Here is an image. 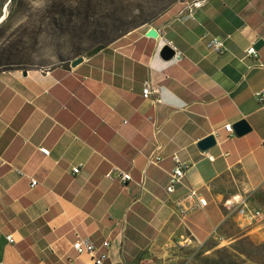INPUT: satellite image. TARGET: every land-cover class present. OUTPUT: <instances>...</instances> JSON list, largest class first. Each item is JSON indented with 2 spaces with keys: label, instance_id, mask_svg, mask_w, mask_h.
<instances>
[{
  "label": "crops",
  "instance_id": "1",
  "mask_svg": "<svg viewBox=\"0 0 264 264\" xmlns=\"http://www.w3.org/2000/svg\"><path fill=\"white\" fill-rule=\"evenodd\" d=\"M192 1L75 65L0 69L2 264H95L73 248L78 237L94 243L96 257L107 254L104 264H194V247L204 255L264 245V103L255 97L264 86V0H202L182 19ZM214 36L225 41L221 54ZM166 40L179 61L161 56ZM251 44L258 58L246 54ZM146 80L155 87L148 98ZM241 119L251 127L242 134ZM214 133L216 144L203 149ZM174 154L191 166L170 193ZM158 155L159 166L149 163ZM113 166L132 179L107 177ZM189 188L207 204L183 216L177 202ZM244 205L263 217L242 215ZM251 252L243 251L249 262Z\"/></svg>",
  "mask_w": 264,
  "mask_h": 264
},
{
  "label": "rangeland",
  "instance_id": "2",
  "mask_svg": "<svg viewBox=\"0 0 264 264\" xmlns=\"http://www.w3.org/2000/svg\"><path fill=\"white\" fill-rule=\"evenodd\" d=\"M179 1L0 0V19L7 12L0 22V69L52 67L88 56ZM201 253L202 247L193 248L194 264H264L261 244Z\"/></svg>",
  "mask_w": 264,
  "mask_h": 264
},
{
  "label": "built area",
  "instance_id": "3",
  "mask_svg": "<svg viewBox=\"0 0 264 264\" xmlns=\"http://www.w3.org/2000/svg\"><path fill=\"white\" fill-rule=\"evenodd\" d=\"M202 2H203L202 0H193L190 3H187V7H186L185 11H183L182 14L180 15L181 18L182 19L194 18L195 10L197 7L202 5ZM165 44H168L174 48V50L176 52H175V55L173 56V58H175L176 60L179 61L182 58V54L177 51V47L171 41H168V40H166ZM210 46L214 52L220 53V54L223 53L226 49L225 41L218 36H214L211 39ZM246 54L248 56H251L254 58H258V56H259L258 49L256 48V46L254 44H251L246 49ZM261 65L263 66L264 64H261ZM154 91H155V87L153 86L152 82L150 80H146L144 82V87H143L144 97H146V98L150 97L154 93ZM255 97H256L257 101L261 105H263V103H264V86L255 92ZM223 128L229 135L234 133V124L231 122L226 123ZM213 135L215 137H217V136H219V133H214ZM39 151L46 156L50 155V153H51L50 148H48L46 146H41L39 148ZM205 153L209 159L213 160L215 158L208 151H205ZM173 159L175 161V166L169 173V183L166 187L167 191L170 193H172L176 190L177 185L182 182V179L184 178V176L186 174V170L191 166V164L189 162L182 161L177 154L173 155ZM161 160H162V157L160 155H158L155 157H150L149 163L159 166ZM81 168H82L81 164L76 165L73 167L72 172L74 174H77L81 171ZM20 172H21V174H25L22 171H20ZM114 173H117V175L125 183L132 179V175L130 172L122 171L117 166H113L110 169V171L107 173V177L113 178ZM30 181H31L32 187H34L38 184V180L33 178V177H30ZM183 201H188L189 204L185 205V204H183ZM206 204H207L206 197L204 195H202L201 193H199L195 188H189L185 197L181 201L177 202L179 212L183 216H185L189 211H191L197 207L206 206ZM237 210L242 215L251 217L252 219L258 218V217H263V212L261 210L252 209V208H249L248 206H245V205L239 206L237 208ZM7 239L10 242H14V237L12 234L7 235ZM183 244L184 243L182 241L179 242L180 246H183ZM106 245H109V242H106ZM73 248L76 249V251L80 254L84 253V252L91 254L92 257L94 258L95 264H104L105 260L107 258V254H102L99 257L95 256L96 247H95L94 243L89 238L78 237L73 242ZM0 264H2L1 261H0Z\"/></svg>",
  "mask_w": 264,
  "mask_h": 264
},
{
  "label": "water",
  "instance_id": "4",
  "mask_svg": "<svg viewBox=\"0 0 264 264\" xmlns=\"http://www.w3.org/2000/svg\"><path fill=\"white\" fill-rule=\"evenodd\" d=\"M148 35L156 36V35H158V31L155 28H151L148 31ZM175 52L176 51L174 50L173 47H171L168 44H165L161 49V56L163 57V59L169 60V59L173 58V56L175 55ZM83 59H84V57L80 56V57L76 58L75 60H73L72 64L75 65V64L81 62ZM24 74H26V71H24ZM236 127H237L238 132L241 134L245 133L251 129L249 123L245 119L239 120ZM214 144H216V137L214 135H209L199 142V145L203 149H207Z\"/></svg>",
  "mask_w": 264,
  "mask_h": 264
},
{
  "label": "bare ground",
  "instance_id": "5",
  "mask_svg": "<svg viewBox=\"0 0 264 264\" xmlns=\"http://www.w3.org/2000/svg\"><path fill=\"white\" fill-rule=\"evenodd\" d=\"M6 14H7V12L5 11V14L1 17L0 22L5 18Z\"/></svg>",
  "mask_w": 264,
  "mask_h": 264
}]
</instances>
